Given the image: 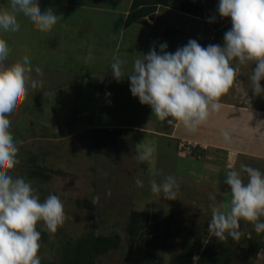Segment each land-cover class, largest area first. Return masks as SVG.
I'll return each instance as SVG.
<instances>
[{
	"label": "rangeland",
	"instance_id": "374dc122",
	"mask_svg": "<svg viewBox=\"0 0 264 264\" xmlns=\"http://www.w3.org/2000/svg\"><path fill=\"white\" fill-rule=\"evenodd\" d=\"M87 1L81 10L78 0H40L41 12L51 8L61 17L54 30L40 33L20 21L21 37L6 40L13 57L7 72L30 63L44 73H32L37 86H29L13 121L12 137L22 141L14 175L31 181L42 201L59 196L67 216L56 233L38 225L42 264H264V233L253 225L241 221L240 240L226 243L208 232L212 207L230 200L227 172L250 165L232 151L236 144L207 125L194 133L179 124L165 127L132 96L126 77L118 105L106 100L118 90L114 58L127 59L130 70L133 55L144 54L141 41L154 39L162 26L172 29L167 15L181 11L168 7L172 0H158L146 26L132 24V0ZM7 4L0 0V7ZM254 98L259 105L264 95ZM233 102L246 105L241 97ZM142 142L156 147L155 176L143 174L148 166L137 160ZM256 163L250 166L264 171ZM168 175L180 185L175 201L150 190V180ZM138 176L143 188L135 184Z\"/></svg>",
	"mask_w": 264,
	"mask_h": 264
},
{
	"label": "clouds",
	"instance_id": "9594fccd",
	"mask_svg": "<svg viewBox=\"0 0 264 264\" xmlns=\"http://www.w3.org/2000/svg\"><path fill=\"white\" fill-rule=\"evenodd\" d=\"M217 12L231 21L223 46L204 47L192 39L169 52L165 43L159 51L152 47L147 54L133 55L130 70L128 60L120 57H115L111 65L113 78L119 82L126 77L132 96L150 107L158 120L182 125L191 133L222 109L221 98L237 81L234 65L255 64L249 77L251 92L264 95L260 84L264 80V0H219ZM60 20L51 8L41 12L40 0H8L7 7H0V33L4 37L0 38V264H42L38 225L56 233L67 219L59 196L52 194L42 201L31 181L14 175L20 164L22 141L12 137L13 121L29 95V86H37L32 73L42 77L43 69L25 63L7 72L13 57L6 40L21 37L20 21L40 33H51ZM223 140L231 143L226 131ZM155 153L154 143L138 145L137 160L148 166L143 174H157ZM224 183L230 189V200L212 207L210 237L225 243L240 240L241 221L253 225L257 234L264 233V171L242 163L239 170L227 172ZM135 184L144 187L140 176ZM150 190L160 198L175 201L180 185L174 175H168L160 182L150 180Z\"/></svg>",
	"mask_w": 264,
	"mask_h": 264
},
{
	"label": "crops",
	"instance_id": "0c3cea01",
	"mask_svg": "<svg viewBox=\"0 0 264 264\" xmlns=\"http://www.w3.org/2000/svg\"><path fill=\"white\" fill-rule=\"evenodd\" d=\"M110 1L112 0H101L100 3L104 4V2H107V4H109ZM87 2V0H78L79 4L77 5H79L82 10V8L87 5ZM202 2L203 18H198L182 12H175L174 10L167 15L166 20L170 24V28L174 30L170 44L165 41L167 44V51L175 52L178 48L185 46L188 41L192 39L197 40L204 47H207L209 44H220L223 46L224 34L230 30L231 21L230 19L221 18L219 16L217 12L219 0H202ZM117 6L119 8V4H117ZM103 25L108 26L105 22H102V26ZM166 29L167 28L164 26H162L160 30L158 29L154 39L146 40L145 37L144 41L138 40L141 41L140 46L144 54H147L152 46L159 51V46L165 44L163 40H165ZM234 66L237 67V81L234 83L229 93L221 98L223 104L222 109L219 112L213 113L209 117L207 123L202 127L206 125L207 127H215L220 134H223L225 131L228 132L232 139L231 141L236 144L235 149H232V151L239 152L241 154L240 156H243L242 159L250 163V165L257 164L256 161L264 163V98L261 104H255V98L251 92L252 84L251 81H249V77L255 69V64ZM116 88L118 90L115 94L111 93L106 96L107 102L110 103L108 101L110 100V104L113 105L117 103V96L120 95L121 90L127 89L121 86L120 81L118 85H116ZM106 93H108V91ZM236 97H241L242 100H245L246 105H238L233 102ZM116 105H118V103ZM169 125L170 124L165 125V127ZM232 130H234V132H232ZM240 146H244L242 148L244 152L238 151Z\"/></svg>",
	"mask_w": 264,
	"mask_h": 264
},
{
	"label": "trees",
	"instance_id": "16d2710c",
	"mask_svg": "<svg viewBox=\"0 0 264 264\" xmlns=\"http://www.w3.org/2000/svg\"><path fill=\"white\" fill-rule=\"evenodd\" d=\"M70 1L71 0H69V2ZM141 1H143V0H132L129 18H131L133 16V11L136 10V15L134 14V17H132V20H131L132 24L138 23V24L147 26V22L144 18L149 17L150 19L153 20V15L155 13V8H156L155 5H159L161 3L158 0H144V1H147L146 3L145 2L140 3ZM177 2H179V1L178 0H172V3L168 7L178 9V11H181L182 13H186V14L198 17V18H203V5L201 3V0H183L179 4ZM152 3H153V6L151 8H149L150 4H152ZM166 4L169 5V3H166ZM162 5H164V3H162ZM166 30L167 31L165 33V36H166V38H170V40H171L172 33L174 32V30H172V29H166ZM170 32H171V35H168V34H170ZM170 40L167 41L168 44H170ZM103 130H105V129H99L97 131L99 132V131H103ZM114 130H119V129H114ZM135 216L140 217L139 214H135ZM106 240H108V239H106Z\"/></svg>",
	"mask_w": 264,
	"mask_h": 264
},
{
	"label": "bare ground",
	"instance_id": "6f19581e",
	"mask_svg": "<svg viewBox=\"0 0 264 264\" xmlns=\"http://www.w3.org/2000/svg\"><path fill=\"white\" fill-rule=\"evenodd\" d=\"M153 47V46H152ZM261 83V82H260ZM260 133V132H259Z\"/></svg>",
	"mask_w": 264,
	"mask_h": 264
}]
</instances>
